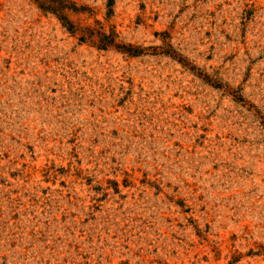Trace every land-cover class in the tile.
Masks as SVG:
<instances>
[{"label":"rangeland","instance_id":"374dc122","mask_svg":"<svg viewBox=\"0 0 264 264\" xmlns=\"http://www.w3.org/2000/svg\"><path fill=\"white\" fill-rule=\"evenodd\" d=\"M67 1L0 0V264H264V0Z\"/></svg>","mask_w":264,"mask_h":264},{"label":"trees","instance_id":"16d2710c","mask_svg":"<svg viewBox=\"0 0 264 264\" xmlns=\"http://www.w3.org/2000/svg\"><path fill=\"white\" fill-rule=\"evenodd\" d=\"M35 4L39 6V8L45 12H49L55 14L65 25L72 23L66 16V13L71 12H78L79 9L76 7L75 4L68 3L67 0H32ZM99 36L101 38V42L103 41L104 47L107 48L108 46H112L114 44L113 37L107 36L105 33H101L98 31ZM108 42V43H107Z\"/></svg>","mask_w":264,"mask_h":264}]
</instances>
